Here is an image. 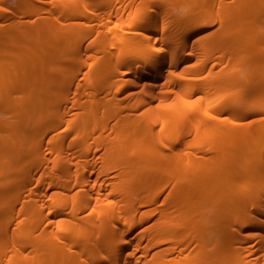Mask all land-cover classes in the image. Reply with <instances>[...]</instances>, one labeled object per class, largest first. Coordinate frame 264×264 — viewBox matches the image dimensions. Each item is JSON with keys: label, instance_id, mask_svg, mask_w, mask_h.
<instances>
[{"label": "bare ground", "instance_id": "bare-ground-1", "mask_svg": "<svg viewBox=\"0 0 264 264\" xmlns=\"http://www.w3.org/2000/svg\"><path fill=\"white\" fill-rule=\"evenodd\" d=\"M56 1L0 6V264H264V0Z\"/></svg>", "mask_w": 264, "mask_h": 264}, {"label": "rangeland", "instance_id": "rangeland-1", "mask_svg": "<svg viewBox=\"0 0 264 264\" xmlns=\"http://www.w3.org/2000/svg\"><path fill=\"white\" fill-rule=\"evenodd\" d=\"M61 1V0H60ZM247 1H249V0H247ZM59 5V3L56 1V0H49V1H40V0H33V2H32V4H30V6L32 7V6H34V8L36 7L37 8V10L39 9V11L41 12V13H46V12H44V10H46V9H49V10H51V11H53V10H55L56 8H57V6ZM0 6H4V7H7V8H9L7 11H5V13L7 12V18H5V20L3 21L4 23H8L9 22V20H11L12 19V17H14L13 19H19V20H24L25 18V20H31V19H33L34 17H36V16H34V15H23L22 14V11H21V9H22V7H23V5L21 4V3H16L15 2V0H0ZM78 6H82V4H81V2H79V5ZM187 6V5H186ZM30 7V8H31ZM188 7V6H187ZM186 8V7H185ZM42 9H44V10H42ZM18 16H17V15ZM37 15V14H36ZM28 17H30V19L28 18ZM205 19H207V18H205ZM8 22H7V21ZM212 20V19H211ZM203 21H205V23H204V25H207L206 23H208L209 25L208 26H206L207 28H211L212 26H214L215 24H216V22H214V23H212V22H210L209 21V18H208V20H207V22H206V20H203ZM203 23H201L202 25H203ZM211 23V24H210ZM263 25H264V23H263ZM263 25H258V26H260L259 28H257L258 26H256L255 27V29H261V28H263L264 26ZM218 25L216 24V26H214L215 28L217 27ZM214 28H212V30H213ZM0 58H2L1 56H0ZM244 97V96H243ZM248 98V96H246V99H244L242 102H243V106H240V108L239 109H243L245 106V108H247L248 107V103L247 102H249L250 100L252 101V97L250 98V96H249V98ZM246 100V101H245ZM251 101H250V103H251ZM246 103H247V105H246ZM244 108V109H245ZM256 116L257 115H255V116H253V117H251V118H249L250 120L252 119V118H256ZM248 119H246V120H244V124L245 125H247V124H250V120H249V122L247 123L246 121H247ZM247 123V124H246ZM251 124H254V125H256L257 123H251ZM249 141H251V139L249 140ZM252 142V141H251ZM250 142H248V144H249ZM247 147V146H246Z\"/></svg>", "mask_w": 264, "mask_h": 264}, {"label": "snow or ice", "instance_id": "snow-or-ice-1", "mask_svg": "<svg viewBox=\"0 0 264 264\" xmlns=\"http://www.w3.org/2000/svg\"><path fill=\"white\" fill-rule=\"evenodd\" d=\"M6 11L7 9H2ZM183 79V77H181ZM185 104H188L189 106H193L195 103H198V101H184ZM173 105L169 104L167 107L171 108ZM214 118V117H213Z\"/></svg>", "mask_w": 264, "mask_h": 264}]
</instances>
